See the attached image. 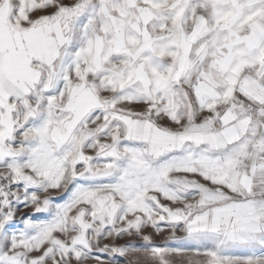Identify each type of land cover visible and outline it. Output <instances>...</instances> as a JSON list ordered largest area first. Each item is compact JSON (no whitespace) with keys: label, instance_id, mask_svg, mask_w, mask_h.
Returning <instances> with one entry per match:
<instances>
[{"label":"snow or ice","instance_id":"1","mask_svg":"<svg viewBox=\"0 0 264 264\" xmlns=\"http://www.w3.org/2000/svg\"><path fill=\"white\" fill-rule=\"evenodd\" d=\"M0 264H264V0H0Z\"/></svg>","mask_w":264,"mask_h":264},{"label":"rangeland","instance_id":"2","mask_svg":"<svg viewBox=\"0 0 264 264\" xmlns=\"http://www.w3.org/2000/svg\"><path fill=\"white\" fill-rule=\"evenodd\" d=\"M157 242H159V239L157 240Z\"/></svg>","mask_w":264,"mask_h":264}]
</instances>
